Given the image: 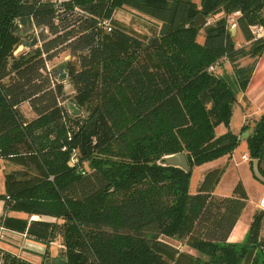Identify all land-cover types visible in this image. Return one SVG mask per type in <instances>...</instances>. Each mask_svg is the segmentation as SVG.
Masks as SVG:
<instances>
[{
  "label": "trees",
  "instance_id": "16d2710c",
  "mask_svg": "<svg viewBox=\"0 0 264 264\" xmlns=\"http://www.w3.org/2000/svg\"><path fill=\"white\" fill-rule=\"evenodd\" d=\"M124 6L154 26L156 47L142 50L149 38L113 20ZM263 9L264 0H0V160L18 167L4 175L0 201L27 216L3 217L0 229L44 253L60 238L67 264H264L263 216L242 246L227 241L246 196L213 194L224 168L189 191L194 167L230 157L239 143L229 124L264 51V35L250 30H264ZM235 13L244 46L229 32ZM199 15L205 23L193 28ZM25 23L37 34L22 33ZM31 36L37 43L17 52ZM61 54L70 60L60 81L48 63ZM224 60L232 84L208 71ZM66 81L84 117L62 104ZM244 141L251 175L257 161L264 178V113ZM179 153L189 172L159 164ZM0 262L30 264L1 250Z\"/></svg>",
  "mask_w": 264,
  "mask_h": 264
},
{
  "label": "rangeland",
  "instance_id": "374dc122",
  "mask_svg": "<svg viewBox=\"0 0 264 264\" xmlns=\"http://www.w3.org/2000/svg\"><path fill=\"white\" fill-rule=\"evenodd\" d=\"M194 2L198 0H193ZM262 15L264 17V9L262 11ZM232 20H235V16H230ZM113 20L116 22H119L122 24V26L128 30H135L136 33L140 36H143L145 38L152 39V29L153 25L144 17L134 13L131 11L127 6H124L123 8L117 9L115 13L113 14ZM109 22V21H108ZM19 27H22V33L24 34H34L36 35L37 32L30 26V24H23V26L19 25ZM236 27V26H235ZM251 27H261V25H252ZM237 31V28H236ZM264 35V30L263 33ZM202 33H199V36L197 37V42L201 43L202 42ZM234 40L236 45L239 46H244L246 45L245 42L243 41V38L239 31L234 34ZM70 60L69 55L67 54H61L59 57L48 63V68L50 70H53L55 73V77L57 80H59V77L61 75H67V69H66V64ZM217 66L210 65L208 68V71L211 73H214L215 75H219L221 77H224L228 79L230 82L233 83V77H232V69L229 63L224 60L220 64L217 61ZM250 61L248 59H243L240 61L239 64H249ZM214 68V71H211L210 69ZM57 69V70H56ZM67 77L64 79L66 80ZM63 90H62V96H63V101L62 104H64L66 107L68 105H72L73 107L74 104L68 101V99H71L73 96V91L71 86L68 84V82H64L63 84ZM240 92L237 93V101L240 96ZM65 100V101H64ZM234 108L236 105L233 106ZM76 108V107H75ZM81 110V109H80ZM71 112V111H70ZM81 115L82 117L85 116L84 112L81 110ZM252 116V117H251ZM246 117V122H248L249 126H252V122L255 121L257 116L251 115ZM253 120V121H252ZM237 124L238 120L234 118L232 123ZM222 126L217 130H220ZM215 131V132H216ZM239 143L237 147L233 150V154L230 159L226 158L227 156L222 157L223 160L222 162L218 165L216 169L219 168H224V171L221 175V178L219 179L217 185L214 188L213 193L224 196V195H241L243 194L246 196V206L245 209L243 210L241 214V222L247 223L248 229L254 218L263 216L264 217V207L261 205V202L263 198L261 197L259 199L260 194L262 193V190L264 192V185L259 183L257 180H255L250 172L249 169V157L247 155L246 151V145L244 142L245 138H242V134L239 137ZM242 155H244L247 160L242 159ZM247 155V156H246ZM85 168L87 169V165H84ZM195 168V167H194ZM18 167L11 164L10 162L0 160V176L5 175L6 173L17 170ZM211 171V170H209ZM198 169H192L191 172V179L194 180L195 177H198ZM208 172V171H207ZM206 173V172H205ZM239 186V191H237L236 187ZM191 189L193 190V186L191 185ZM262 199V200H261ZM249 223V224H248ZM247 234V233H246ZM264 234V219L262 221V227L260 230V236ZM8 238V237H7ZM6 239V237H5ZM9 239V238H8ZM12 239V238H11ZM13 240H19V238H15ZM170 244L174 245L176 248H178L182 252H188L193 255H196L191 250H188V248L183 245L181 242L175 241V240H167ZM32 243V245L38 247V249H29L32 250V252H26V251H21L18 252L17 256L22 260H25L29 262L30 264H49L50 262H54L55 258L60 257L61 258V253H62V245H61V239L57 238L55 241L48 247V253H44V246H41L37 242H34L32 240L29 241ZM242 241H240L238 244V247L242 246L241 244ZM19 249L23 248L22 244L18 246ZM23 250V249H22ZM23 252V253H22ZM34 252V253H33ZM37 252V253H36ZM19 255V256H18ZM53 264V263H52Z\"/></svg>",
  "mask_w": 264,
  "mask_h": 264
},
{
  "label": "crops",
  "instance_id": "0c3cea01",
  "mask_svg": "<svg viewBox=\"0 0 264 264\" xmlns=\"http://www.w3.org/2000/svg\"><path fill=\"white\" fill-rule=\"evenodd\" d=\"M198 2H199V0L196 1L195 3H198ZM235 33H237V31H235ZM235 105H236V107L235 108L233 107V109H232V116L230 119L229 131L234 136H237L239 138L241 133L243 132L242 127H243V123L246 122V117L254 115V116H257L256 118L258 119L260 117V115H262L264 113V51H263L262 55L260 56V58L257 60L254 71L252 73V76L250 78V81H249L245 91L240 94L238 101H237V104H235ZM21 110L25 114V116L32 117V114H31L30 109H29L27 104H22ZM234 118H236L238 120L237 124L235 123V121H234V123H232ZM246 123L248 125V122H246ZM220 127L221 126H218L216 129H219ZM216 129H215V131H216ZM249 129H250V126L248 128V131H246L247 133H249ZM225 132H226V129L222 126V128L220 130H217L215 132V134H216V136H220V135L224 134ZM246 151H247V149H246ZM232 154H233V152H232ZM232 154L230 155V157L227 156L226 158L230 159ZM247 155H248V152H247ZM241 157H242V159L244 157V159L247 160V158L244 155H242ZM222 160H223V158H220L218 160L206 163L202 166L195 167L200 172L198 173V177H195L194 180L190 178V186H189L190 193L196 192L197 186L202 181L205 172H207L209 170L216 169L218 167V165L222 162ZM195 168H193V169H195ZM191 185L193 186V190L191 189ZM2 194H4V175L0 176V195H2ZM213 194L216 196H221V195H218L215 193H213ZM259 194H260L259 199L261 197L262 198L264 197L263 190H262V193H259ZM3 217H13V218H18V219H26L27 218V216L23 213L5 211L4 210V203L2 201H0V222H1V219ZM247 231H248L247 223L241 222V219L239 218L235 227L231 231L227 241L229 243L237 244L240 241L244 240ZM5 237H6V239H5ZM15 238H19V240H16V241L13 240ZM30 240H31L30 238H28L27 236L25 237L22 234L2 229L0 231V250L8 252L12 255H17L18 252H20V250L26 251V252H32V250H29V249H31V248L32 249H34V248L38 249V247L32 245V243L29 242ZM20 244H22V247H23L21 249L18 248V246H20Z\"/></svg>",
  "mask_w": 264,
  "mask_h": 264
},
{
  "label": "water",
  "instance_id": "95a60500",
  "mask_svg": "<svg viewBox=\"0 0 264 264\" xmlns=\"http://www.w3.org/2000/svg\"><path fill=\"white\" fill-rule=\"evenodd\" d=\"M204 23H205V19L199 15L193 21L192 26H193V28H199L200 26L204 25ZM235 31H236L235 26L231 27L229 29L231 36H234ZM36 43H37L36 37L31 36L30 38L25 40L21 44L20 47H18L17 52L22 50L23 48H31ZM157 45H158V39L152 38V39L148 40V42L143 46L142 50H147V49L156 47ZM65 77H66V75H61L59 77V80L60 81L64 80ZM68 110L72 112V116H78L81 113L77 108L73 107L72 105H68ZM247 135H248V133L244 132L242 134V138H246ZM226 144H228V142H226ZM222 146H225V145H222ZM159 164L163 167H174V168H178V169H180L186 173L189 172V166H188L187 160L185 158V155L183 153H179V154H175V155H171V156H166V157L161 159ZM257 164H258L257 161L252 162V166H251L252 175L259 183L264 185V178L260 175V173L258 171V165ZM261 205L264 207V198L262 200ZM53 264H67V262L64 259L57 257V258H55Z\"/></svg>",
  "mask_w": 264,
  "mask_h": 264
},
{
  "label": "built area",
  "instance_id": "2783aa9c",
  "mask_svg": "<svg viewBox=\"0 0 264 264\" xmlns=\"http://www.w3.org/2000/svg\"><path fill=\"white\" fill-rule=\"evenodd\" d=\"M237 15H238V13L233 14V16H235V17ZM211 21L212 20L208 21L207 24L210 23ZM234 22H235V20H232L231 17H228L227 23L229 24L230 27H234L235 26ZM102 26L105 29H107V31H110V29H111L110 26H109V22L107 20H105V21L102 22ZM250 30H251L252 34L256 38L263 36V34H262L263 33V29L261 27H258V28L257 27H250ZM210 70L211 71H214V68H211ZM243 159H244V157H243ZM76 163H77L76 153L73 152L72 155H71V164H76ZM0 231H1V229H0ZM0 264H2V262H0Z\"/></svg>",
  "mask_w": 264,
  "mask_h": 264
},
{
  "label": "bare ground",
  "instance_id": "6f19581e",
  "mask_svg": "<svg viewBox=\"0 0 264 264\" xmlns=\"http://www.w3.org/2000/svg\"><path fill=\"white\" fill-rule=\"evenodd\" d=\"M262 203V202H261Z\"/></svg>",
  "mask_w": 264,
  "mask_h": 264
}]
</instances>
